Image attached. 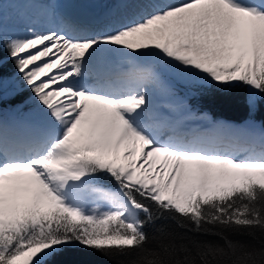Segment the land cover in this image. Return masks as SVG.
<instances>
[{"label":"snow or ice","instance_id":"snow-or-ice-1","mask_svg":"<svg viewBox=\"0 0 264 264\" xmlns=\"http://www.w3.org/2000/svg\"><path fill=\"white\" fill-rule=\"evenodd\" d=\"M119 3L109 22L0 27V72L11 62L31 93L21 120H0V264H264V246L225 235H264V131L188 138L175 88L246 87L255 108L264 0ZM169 218L223 243L156 227Z\"/></svg>","mask_w":264,"mask_h":264},{"label":"trees","instance_id":"trees-1","mask_svg":"<svg viewBox=\"0 0 264 264\" xmlns=\"http://www.w3.org/2000/svg\"><path fill=\"white\" fill-rule=\"evenodd\" d=\"M13 71L11 62H7L2 72H0V77H2L0 94H3V91H5L6 81L12 76L14 77ZM249 91L246 87H242L232 90L227 94H210L196 91L190 86H184V90H181L179 94L186 99L191 109L196 112H206L212 120L214 118L224 119L233 123L255 125L264 129V97H261L257 101L255 108L250 109L248 104ZM4 95L5 97L0 100V113L6 114L8 110L30 106L29 97L31 93L25 88L16 92L14 95ZM156 227H166L168 231L178 233L187 238L223 243L220 236L198 233L192 225L181 227L176 220L171 218L157 221ZM147 231L150 236L155 237L156 232L153 227L149 226ZM225 235L234 242L240 241L255 245L258 248L264 246V235L260 233L250 235L226 230ZM152 246L154 247V245ZM137 258L131 257L130 259ZM105 264H108V262L105 261Z\"/></svg>","mask_w":264,"mask_h":264},{"label":"bare ground","instance_id":"bare-ground-1","mask_svg":"<svg viewBox=\"0 0 264 264\" xmlns=\"http://www.w3.org/2000/svg\"><path fill=\"white\" fill-rule=\"evenodd\" d=\"M26 5H32V1L41 2L49 5L54 8L60 9L59 13L63 19L57 18V14L54 12H45L42 14V11H32L30 8L25 7L23 3L16 5L13 7H9V11H6L3 17L6 19L11 17L14 21V24L20 23L22 25H35L39 24L34 28L37 31H46L49 28H55L57 24L60 23L61 20L64 19H74L78 20L82 23L96 24L100 22H109L115 19L123 18L126 15L125 9L119 3V0H25ZM13 9V11H11ZM34 18L31 17V14ZM9 13V14H8ZM53 18V19H52ZM52 19V21H51ZM50 21V22H49ZM19 24V25H20ZM13 26V25H12ZM15 32V31H14ZM27 33H19V35H25ZM168 100H158L157 97H154V103L156 104L158 109L163 110V105H165ZM187 103V101H186ZM162 104V105H160ZM188 104V103H187ZM189 106V104H188ZM190 108V107H189ZM16 109L23 108H15L11 109L8 112H11ZM191 109V108H190ZM192 113L194 111L191 109ZM7 112V113H8ZM6 113V114H7ZM0 120L11 125L14 121L21 120L23 115L20 111L8 116H4V113H0ZM199 118L195 119L193 117L184 122L181 131L187 135L188 138H191L193 135H201V134H211L213 132V126L216 124H221L224 122V119H220L217 121L212 120L211 117L208 119L206 114H198ZM5 117V118H4ZM219 121H221L219 123ZM227 122V121H226ZM230 123V122H229ZM226 123V124H229ZM233 127H236L233 124H229Z\"/></svg>","mask_w":264,"mask_h":264},{"label":"rangeland","instance_id":"rangeland-1","mask_svg":"<svg viewBox=\"0 0 264 264\" xmlns=\"http://www.w3.org/2000/svg\"><path fill=\"white\" fill-rule=\"evenodd\" d=\"M16 2V3H15ZM24 2H26L24 0ZM43 3V1H41ZM15 3V4H14ZM23 3V0H0V5H2V9H0V27L3 28L4 32H6L7 34L9 35H19V33H26V29L30 28L29 26H26L25 25H22L20 23H16L14 24V21L12 20L11 17H8V18H4L3 15L6 11H9V7H13V9L16 7V5L18 4H21ZM33 3V1H32ZM31 5V4H30ZM13 9H11V11H13ZM9 14V13H8ZM20 24V25H19ZM13 25V26H12ZM15 31V32H14ZM184 86H188L186 84H183V83H177L175 85V88L176 90L180 93L181 90H184ZM23 87H21L20 85V82L17 80V78L14 76H12L11 78H9L7 81H6V86H5V91H3V97H5L4 94L6 95H14L16 92L22 90ZM31 96V95H30ZM155 97H157L158 100H161V101H164V100H167V97H164L162 95H160L159 93H156ZM185 99V98H184ZM186 101V99H185ZM162 105V104H160ZM29 110V107H25L23 108V110L21 109H16V110H13L11 112H8L7 114H5L4 116H8V115H12L14 113H16L17 111H20V113L22 115H24L25 113H27ZM198 114L202 115V114H206L208 117V119H210L209 117V114H207L206 112H193V115L195 119L199 118L197 116H199ZM1 116V115H0ZM5 118V117H4ZM215 120H220L218 118H214V121ZM227 121V122H226ZM221 121H219L220 123ZM230 121L228 120H225L224 122H221V124H226V123H229ZM229 124H233L235 125L236 127H243V126H247V125H244V124H237V123H232L230 122ZM229 124H226V125H229ZM255 126V125H254ZM256 129H259L261 131H264V129H261L260 127L258 126H255ZM241 146H247V145H241Z\"/></svg>","mask_w":264,"mask_h":264}]
</instances>
